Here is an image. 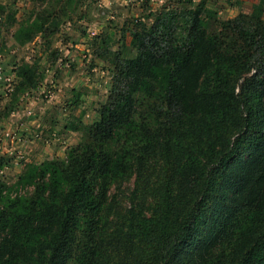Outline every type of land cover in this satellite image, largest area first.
<instances>
[{
  "label": "trees",
  "instance_id": "obj_1",
  "mask_svg": "<svg viewBox=\"0 0 264 264\" xmlns=\"http://www.w3.org/2000/svg\"><path fill=\"white\" fill-rule=\"evenodd\" d=\"M263 8L259 0L209 30L215 13L200 0L133 32L135 55L112 53L99 117L69 124L81 136L65 158L25 165L15 185L30 194L0 180V264H264ZM49 16L20 24L15 41H29ZM16 75V99L42 79L27 62ZM193 128L196 152L159 180L152 202L141 199L155 145ZM132 175L129 206L113 209L111 188Z\"/></svg>",
  "mask_w": 264,
  "mask_h": 264
},
{
  "label": "rangeland",
  "instance_id": "obj_2",
  "mask_svg": "<svg viewBox=\"0 0 264 264\" xmlns=\"http://www.w3.org/2000/svg\"><path fill=\"white\" fill-rule=\"evenodd\" d=\"M203 1L205 8L215 13L209 20V30H220L218 20L249 14L259 0ZM199 2L127 0L125 5L120 1L119 6L112 0H0L4 5L0 12V63L4 70L0 79V180L15 185L27 163L65 158L68 148L81 136L80 130L65 127L67 123H78L80 119L91 123L99 117L114 73L112 53L118 52L123 58L135 55L136 49L130 43L133 32L149 28L163 10L173 9L181 14L193 10ZM38 13L51 14L48 22L29 41L17 43L14 33L18 26L31 22ZM202 17L206 21L207 12ZM261 17L264 21V8ZM52 21L58 25L50 32ZM237 25H243L241 20L231 24L232 34ZM234 36L237 44L239 39ZM23 62L35 65L42 79L37 88L18 92L16 99L13 92L20 80L17 67ZM209 77L213 78L211 74ZM243 80L240 77L231 83L236 92ZM8 109L11 111L6 116ZM194 129L182 132L169 144L160 140L161 145H155L151 152L154 155L147 162L148 181L137 192L139 196L143 194L141 199L152 202L158 194L159 180L169 177L170 169L188 151L196 152L191 147L197 144ZM134 179L132 175L111 188L109 205L113 209L124 211L129 206ZM12 192L30 194L31 188L15 185Z\"/></svg>",
  "mask_w": 264,
  "mask_h": 264
},
{
  "label": "crops",
  "instance_id": "obj_3",
  "mask_svg": "<svg viewBox=\"0 0 264 264\" xmlns=\"http://www.w3.org/2000/svg\"><path fill=\"white\" fill-rule=\"evenodd\" d=\"M112 1H116V3H119V6L121 5V4H120V1L123 2L124 5H125V3H127V0H112ZM160 1H163V0H160ZM26 113H27L26 115H28L29 112H26ZM28 117H29V116H27V119H28ZM41 118H42V117H41ZM80 120H81V119H80ZM28 123H32V121H28ZM70 123H71V122H68V123H67L68 125L65 126V127H67V128L69 129V124H70ZM15 125H17V124H15ZM69 130H71V129H69ZM7 140H8V139H7ZM7 140H5V141H7Z\"/></svg>",
  "mask_w": 264,
  "mask_h": 264
},
{
  "label": "built area",
  "instance_id": "obj_4",
  "mask_svg": "<svg viewBox=\"0 0 264 264\" xmlns=\"http://www.w3.org/2000/svg\"><path fill=\"white\" fill-rule=\"evenodd\" d=\"M3 76H4V70L1 66V63H0V79H3ZM7 80V78H5Z\"/></svg>",
  "mask_w": 264,
  "mask_h": 264
}]
</instances>
